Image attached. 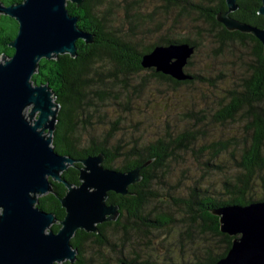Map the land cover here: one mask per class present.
Returning a JSON list of instances; mask_svg holds the SVG:
<instances>
[{"label":"trees","instance_id":"obj_1","mask_svg":"<svg viewBox=\"0 0 264 264\" xmlns=\"http://www.w3.org/2000/svg\"><path fill=\"white\" fill-rule=\"evenodd\" d=\"M1 1L7 5L21 0ZM123 2L126 4L124 10L127 19H131V22L139 19L145 21L140 18L136 7L146 4V0ZM236 3L238 8L229 13L232 18L253 26H264V17L258 13L260 0H236ZM117 4V0H83L79 5L67 1L68 12L77 17L78 27L91 35V42L77 39L74 57L65 53L59 54L57 58H42L37 72L32 76L35 84L48 85L55 102L59 104L52 133V145L57 153L76 160L101 154L103 167L121 172L140 167V179L128 185L126 194L108 192L106 203L118 206V217L98 224L97 233L78 229L70 239L71 245L77 250L75 261L59 264H214L227 253L234 238L220 231L219 216L214 211L229 204L247 205L264 200L263 46L251 33L228 30L216 19L219 12L227 10L225 0H159V4L154 6L148 17L153 19L154 15L162 13L165 21L173 18L172 26L183 21L188 22L187 26H192L195 30V37L202 36L216 45L214 55H221L225 48L230 51L234 44L250 47L252 57L245 65L243 76L231 89L224 90L216 110L210 114V118L220 124L243 117L247 124V137L241 145L232 137L231 141L212 142L194 151L196 129L185 128L155 139L134 134L117 137L119 123L123 121L118 117L117 120H109V127L97 133L92 127L91 119L93 113L98 112L99 105H105L102 104L107 100L104 96H109L114 105L132 112L133 92L129 89L133 87L134 96H137L146 85L143 82L144 76H140L141 71H150L152 78L172 86L187 85L197 80L215 86L213 80L201 78L186 70L192 78L176 80L156 72L153 68H143L141 56L156 45L185 42L194 47L193 56L199 49V43L195 37L166 31L142 46L127 32L120 34L111 29L109 21L117 10ZM131 9L135 12L130 16ZM16 33L15 19L0 13V55L13 54L9 42ZM192 56L185 69L191 65ZM134 75L141 78L132 83L130 79ZM100 113L97 117H101ZM202 121L203 118H196V123ZM134 125L137 129L138 122ZM83 132L89 135L83 137ZM229 147L232 149L228 150ZM188 150L202 158L205 153H209L207 150L212 152L209 153L211 160L204 162L206 173L210 167L217 170L220 168L213 162L219 153L229 152L233 167L222 183L223 192L211 191L207 184L204 187V183L197 181L181 195L176 192L178 184L170 186L167 183L171 161L173 164L178 158L182 160V155L178 152ZM80 166L76 161L61 173V177L68 183L79 184ZM205 178L206 176L201 177ZM258 184L263 191L256 198L255 187ZM65 192L63 183L52 181L51 191L38 196L35 204L38 208L54 214L57 222L50 227L54 232L59 229L58 222L65 214L59 201ZM154 202L157 204L152 205ZM149 206L153 207L148 209ZM175 214L179 218L174 217ZM178 222L182 223L184 229L179 232L182 240H178L177 244L181 247L189 244L192 250L190 254L187 252L186 257L176 261L165 249L168 258H164L162 262L142 258L136 246L146 241L150 246V236L153 233L169 231ZM180 255L184 256L185 252L181 251Z\"/></svg>","mask_w":264,"mask_h":264},{"label":"water","instance_id":"obj_2","mask_svg":"<svg viewBox=\"0 0 264 264\" xmlns=\"http://www.w3.org/2000/svg\"><path fill=\"white\" fill-rule=\"evenodd\" d=\"M67 1L21 0L4 4L0 13L17 22V33L9 42L12 55H0V264H55L76 259L70 239L78 229L97 233V225L115 220L118 206L106 203L108 192L126 194L128 185L139 180L136 167L121 172L102 166L103 155L76 160L57 153L52 145L59 104L47 84H35L32 76L42 58L59 54L76 56L77 39L91 42V35L77 25ZM258 13L264 17V0ZM227 10L216 19L228 30L251 33L263 46L264 26L257 27L232 18L236 0H225ZM194 52L188 43L156 45L141 56L143 68L189 80L185 66ZM78 161L79 184L68 183L61 173ZM52 181L66 187L59 198L65 214L38 208V196L52 189ZM219 228L233 236L227 253L214 264H264V200L247 205L229 204L214 211ZM122 264H134L122 262ZM147 264V263H145Z\"/></svg>","mask_w":264,"mask_h":264},{"label":"rangeland","instance_id":"obj_3","mask_svg":"<svg viewBox=\"0 0 264 264\" xmlns=\"http://www.w3.org/2000/svg\"><path fill=\"white\" fill-rule=\"evenodd\" d=\"M117 3V10H115L109 21L111 29L120 34L127 32L142 46L152 42L155 36H160L166 31L177 35L195 37V30L192 26H187L188 22L186 21L172 26L173 18L165 21L161 16L162 13H157L153 19L148 17L154 6L159 4V0H146V4H143V6H135L141 16L140 18L145 20L139 19L137 22H131V19L125 17L124 7L126 4L123 0H117ZM134 12L135 10L131 9L130 16ZM131 24H134V26ZM201 26L204 27V25ZM149 33L153 34L149 35ZM195 39L199 43V49L192 56L191 65L185 70L191 74H198L201 78L213 80L215 86L200 80L187 85L172 86L169 83L152 78L150 71H141L140 76H144L143 82L146 85L138 92L137 96H134L133 87L129 89L130 92H133L132 112L129 113L126 109L114 105L109 96H104V99L107 100L103 101L102 104L105 105L100 104L98 112H94L91 119L94 131L100 133L106 130L109 127L108 121L118 117L123 121L119 123L117 137L122 134L125 137L134 134L155 139L159 136L179 132L185 128H191L196 129L194 130L197 138L193 145L194 151L208 146L212 142L231 141L232 137L236 138L240 145L244 143L243 140L247 137L245 133L247 124L243 117H237L235 121L220 124L213 121L210 114L216 110L224 90L231 89L243 76L245 65L252 57L251 49L249 46L243 47L240 44H234L233 47H230V51L225 48L221 55L216 56L214 55L216 45L202 36L195 37ZM104 73L103 71L102 74ZM140 78L138 75H134L130 82H138ZM96 103H99V101H96ZM99 113L101 117H97ZM196 118H203V121L196 123ZM136 122H138L137 129L134 125ZM90 130L92 132V128ZM86 135L89 134L83 132L82 136ZM231 149L232 147H229L228 150ZM207 152L212 153L210 150H207ZM178 153L182 155V160L178 158L177 162L173 164L171 161L167 180L170 186L178 184L176 191L178 194H185L188 188L196 184L197 181L204 183V187L207 184L211 191L223 192L222 183L233 167L229 152L222 151L219 153L213 162L217 163L220 168L217 170L210 167L208 173L205 172L204 162L211 158L209 153H205L203 158L193 155L191 150ZM202 176H206V178L201 179ZM255 191L256 198L262 195L263 188L260 184L255 187ZM155 204L157 203L154 202L152 205ZM150 207L153 206H149L148 209ZM170 210L173 212V209L170 208ZM174 217L179 218L176 214ZM183 229L184 226L181 222L174 223L169 231L164 230L153 233L150 236V240H152L150 246L149 242L146 241L136 246V249L142 258H151L158 262L168 258V253L165 254L166 249L170 255H173L174 260L180 261L186 257L187 252L189 255L192 251L189 244L183 247L177 244L178 240H182L179 232ZM181 251L185 252L184 256L180 255Z\"/></svg>","mask_w":264,"mask_h":264}]
</instances>
